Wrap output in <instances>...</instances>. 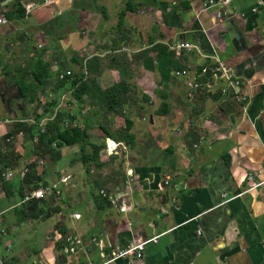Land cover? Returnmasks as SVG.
Listing matches in <instances>:
<instances>
[{
    "label": "crops",
    "instance_id": "obj_1",
    "mask_svg": "<svg viewBox=\"0 0 264 264\" xmlns=\"http://www.w3.org/2000/svg\"><path fill=\"white\" fill-rule=\"evenodd\" d=\"M207 1L0 0V121L30 126L47 115L46 105L62 90L56 87L57 74L77 73L84 64L87 79L76 106L81 122L100 134L95 144L106 138L98 127L114 132L124 119L131 122L133 136L132 146L123 143L125 151L100 156L105 166L112 159L120 162L122 181L112 184L108 178L101 190L117 199L116 208L108 200L102 206L83 184L80 198L58 205L67 209L64 236L56 229L48 235L47 220L19 217L14 225L10 210L17 202L3 203L0 197L9 264H100L101 253L105 257L151 237L156 243L145 246L136 264H264V0H230L203 11ZM12 3L24 9L22 19L5 18ZM219 13L226 15L219 19ZM176 43L200 54L195 49L176 54L169 49ZM161 47L171 56L163 57ZM212 55L241 80L244 108L215 91L189 102L173 69L165 79L159 74L171 61L181 69H199ZM38 61L49 72L41 87L30 76ZM20 80L35 87L34 101L19 98ZM118 83H124V93L111 111L98 89ZM161 96L169 111L158 116ZM9 123L0 122V137L4 142L10 135L18 151L22 135ZM71 148L58 149V157ZM166 173L171 179L160 191ZM255 184L260 186L250 189ZM93 238L101 241V251Z\"/></svg>",
    "mask_w": 264,
    "mask_h": 264
},
{
    "label": "trees",
    "instance_id": "obj_2",
    "mask_svg": "<svg viewBox=\"0 0 264 264\" xmlns=\"http://www.w3.org/2000/svg\"><path fill=\"white\" fill-rule=\"evenodd\" d=\"M25 11L18 3H12L11 8L8 12L4 14L7 20H20L24 17ZM121 14L119 15V18ZM163 57L171 56L168 49L160 48ZM80 68V66H79ZM173 69L178 70L181 69L180 66L175 65L174 62L171 61L170 65L166 68H159V74L162 78H166L165 74H168V71ZM30 76L32 77V82L34 85L41 87L45 82H47L49 78V72L47 65L41 61L36 62L34 67L31 70ZM57 79V76H56ZM81 80V75L73 72V76L71 79L65 78L63 80H56V87L63 89L66 86H75L77 87L72 92V98L76 102L78 106V102L80 99V95L82 90L85 86L84 82ZM79 82V83H78ZM16 85L19 89V98L26 99L30 96V101L35 100L34 89L35 87L25 83L23 80L16 81ZM21 86V87H20ZM124 83H118L113 85L111 88L107 90H99L98 89V96L100 95L101 98H104L107 103V107L113 111L115 106L119 105L120 95L124 93ZM57 98L54 100L53 103L46 105V111L49 115L52 113L53 107L57 104ZM145 98V97H143ZM115 99V100H114ZM163 100L159 108L155 110L154 114L158 116H163L168 113V107L164 103L165 96H161ZM114 100V101H112ZM44 112V115L46 114ZM65 116L64 113L58 112L55 119L51 122H47L43 132H39L38 129L34 125H25L22 123H14L13 124V131L15 133H20L22 135V144L23 149L28 150L31 155L42 159L44 154L48 156H52L54 151H57L63 147H72L76 146L79 151V161L83 167V173L86 175L88 173V166L92 165L95 169H99L101 167L100 161L98 158L100 157V152L103 149L104 143L101 144H94L89 143L90 139V131L93 129L92 126L87 125L85 122H82V127H67L63 128L60 123ZM40 117L34 120L37 122ZM80 121L78 120V116L74 113L72 117V121ZM131 127V122L128 119H124L123 128L118 130H114V132L108 131L104 126L98 127L99 131L102 133L103 138H109L116 142L124 143L126 146L130 147L133 143V136L129 132ZM36 136L37 141L36 143L32 142V139ZM10 135H5L4 139L6 141L3 142V146L0 149V188L2 189L4 196L8 199L14 198L20 201L25 193L33 191L38 187H43L47 185V181H45L40 173L36 172L34 163H27L25 167L27 169L26 173L22 176V178L15 177L10 181L4 180L3 173L5 170L13 171L17 167V163L20 159V154L16 152L14 149L13 144L8 140ZM86 147L89 148V152H86ZM171 153V150H169ZM55 158H58L56 155ZM98 180H93L94 187H100ZM97 202L101 199V204L103 206V202L107 203L105 199L106 197H102L101 195L93 196ZM45 202L44 200L39 201H32L26 203V205L21 206L18 211L14 209L16 215L20 216L19 220L23 218L21 214H25L29 217L30 220L36 219L40 217V220L43 221L47 217V215H39L36 213V206L38 203ZM31 204V205H30ZM26 209V210H25ZM53 213L59 212V207H54ZM58 222V219H57ZM66 233V229L64 225L57 230V234L64 236ZM58 247V246H57ZM82 264V263H79Z\"/></svg>",
    "mask_w": 264,
    "mask_h": 264
},
{
    "label": "built area",
    "instance_id": "obj_3",
    "mask_svg": "<svg viewBox=\"0 0 264 264\" xmlns=\"http://www.w3.org/2000/svg\"><path fill=\"white\" fill-rule=\"evenodd\" d=\"M230 0H208L206 5L203 8V11L210 8L220 7V6H227L229 4ZM225 13H219L217 14V18H221L222 16H225ZM1 22V20H0ZM171 51H174L176 54L184 49V50H191L195 49L194 47L188 45V44H173L172 47L169 48ZM196 50V49H195ZM198 54L199 51L196 50ZM211 63L202 66L199 69L191 70L190 68H184V69H178L174 70L172 72V76L176 80H180L182 83V86L184 88V98L191 102L195 96L201 92L205 94L213 93L214 91L219 94L220 97L223 99H229L232 101L240 102L242 104V107H245L246 100L244 95L241 94V87L242 83L238 76L234 73L231 67L226 65L224 62L218 60L214 55L209 57ZM81 80L85 81L87 78L86 74V67L84 64L80 66V72ZM73 76V71L71 70H65L63 72H60L57 74L58 80H63L65 78L71 79ZM81 81V82H82ZM79 83V82H78ZM77 87L75 86H66L63 88L57 98V104L55 105L53 112L48 117H43L38 122L35 123V121H31L30 125H34L36 129L39 130V132H43L44 127L47 122H51L55 119L57 113L63 109L62 107H65V102L67 101V96L72 95L73 90ZM65 110V109H64ZM65 116L62 119V124L60 125L63 128L67 127H77L72 121V117L74 115L73 112L69 110H65ZM0 122L9 123V122H16L13 119H5ZM37 138L36 136L32 139L33 143H36ZM125 145L123 143H116L115 141L105 138L104 139V146L101 151L103 155L106 157L112 156L114 154H117V151H125ZM17 166L13 171H9V173L4 174V180H7L11 178L12 172H19V178H22V176L26 173L27 169L25 166L18 168ZM171 176L169 173H166L163 175L161 179V183L158 184V190L162 191L163 188L168 187L170 182ZM246 180L248 182H251V177H247ZM70 176L64 175L60 176L56 182L52 184H48L46 186L38 187L37 189L30 191L26 193L23 198L17 202V205L26 204L28 202L32 201H39V200H45L47 197L53 195L58 196L61 193V190L64 186L69 185ZM257 186H260V184L253 185L250 189L256 188ZM99 195L106 197L108 201H110V204L116 208L115 202L117 199H114L113 196H108L103 193V191L99 192ZM124 205L121 203L118 206V211H124ZM5 233L2 229H0V264H9L8 259L6 258V254L10 251V244L2 242V236H4ZM157 241V237H151L149 239L144 240H137L132 243H129L121 248H116L113 252H111L109 255H106L105 257L103 254H100V259L102 260L100 264H136L139 262L144 253V248L148 244H155ZM92 243L95 244V246L101 251V241L96 240L95 238L92 239Z\"/></svg>",
    "mask_w": 264,
    "mask_h": 264
},
{
    "label": "rangeland",
    "instance_id": "obj_4",
    "mask_svg": "<svg viewBox=\"0 0 264 264\" xmlns=\"http://www.w3.org/2000/svg\"><path fill=\"white\" fill-rule=\"evenodd\" d=\"M77 72L79 74L80 68H78ZM76 105L77 104L74 101V99L72 98V96L71 95L67 96V101L65 102V107H62L63 109H61L59 112H62L65 114L66 113L65 110H69V111L75 113L78 116V120H80V118H82V112H81V110H79L77 108ZM53 109H54V107H53ZM52 112H53V110H52ZM131 114H133V113H128L127 115H131ZM140 114L142 116H144L142 113H140ZM50 115L47 114L45 116H40L39 120L42 119L43 117H48ZM125 115L126 114H122V116H125ZM33 121H35V120H33ZM35 123H36V121H35ZM74 123L76 125H78V127H82V125H83L81 120L80 121L75 120ZM61 124H62V121H61ZM97 132H98L97 130L93 131V129H91L90 139L88 140L89 143H94V144L97 143L98 136L100 135L99 133L97 134ZM2 146H3V137L1 136L0 137V149L2 148ZM13 146H14V149L16 150L15 145H13ZM21 146H22V148H21ZM21 146H20V150L16 151L18 154H20V159L17 163V166H19L18 168H21V167L25 166V164L30 163V162L34 163L36 172L40 173L42 175L43 179L45 181H47V185L56 182L60 176L69 175L67 173H69L70 171L71 172L74 171V177L71 176V173L69 175L71 178L69 181L70 184L67 186H64L62 188L60 195H58V196L51 195L44 200L45 202H42L41 204L38 203V205L36 206V213H38L39 215H47L45 220H47L46 232L48 233V235H50L54 229L58 230L61 227V225L63 226V220H64L67 209L65 207L63 209L61 208V210L58 213H53V210H52V209H54V207H60V206H58L59 203H60V205H63V203L66 199H71L72 197H75V196H78L80 198V196L82 194L81 189L83 188V190L85 191L84 185H86V184H89V189H91L90 193H92L93 195H98L101 190L106 189L105 186L107 184H110V183L119 184L123 179V174L119 168L120 162L117 159L110 160L108 165L105 166L106 164H103L104 161H102V159L99 157L98 161L102 162L101 163L102 166L97 170L92 165H89L88 166V173L85 175L83 173V167L79 161L80 154H79L78 148L76 146H74L75 148H71L69 150L66 149L64 156L60 157V158L58 157L56 162H54L52 160L55 159L56 155L59 156L58 150L54 151L52 156H48V155L44 154L45 156H42L43 158L40 159V158H37V157L31 155L30 152H28V150L23 149V145H21ZM86 152H89L88 147H86ZM99 155L102 156L103 154L100 152ZM109 157H111V156H109ZM112 157H113V155H112ZM54 163L57 164V168L54 167L55 166ZM103 168L109 169L110 172H106L105 175H102L101 170ZM68 170H69V172H68ZM9 171L10 170H5L3 174L9 173ZM119 171L121 173H118ZM11 174H12L11 178L7 179L6 181H10L11 179H13L15 177L19 178V172L17 173L14 171ZM104 178H106V181L103 180ZM108 178H110V181L112 179V181L110 183H108L109 182ZM95 179L98 180V182L100 183L99 184L100 187H97V188L94 187L93 180H95ZM72 181H73V183H72ZM74 184L77 186V189L76 188L71 189ZM76 191H78V192H76ZM0 195H3V196H0L3 203L8 202V201L13 202V200L15 202H17V200L14 198H10V199L6 198L4 196V193H3L1 188H0ZM8 204H10V203H8ZM23 205L25 206L26 204L14 206V209H16V211H18V209H20V207ZM10 213H12V216H13L12 220H13L14 225H17V223L19 222L18 218L20 216L16 215V213L13 212V210H10ZM21 215L23 217L27 218V220L29 219V217L26 216L25 214H21ZM38 219H40V217H37L36 220H34V221H38ZM57 219H58V222H57ZM16 231H17L16 226L12 227L11 231H10V241L12 244V249H14V250H15V247L19 246V243H17V241L13 237V234Z\"/></svg>",
    "mask_w": 264,
    "mask_h": 264
},
{
    "label": "water",
    "instance_id": "obj_5",
    "mask_svg": "<svg viewBox=\"0 0 264 264\" xmlns=\"http://www.w3.org/2000/svg\"><path fill=\"white\" fill-rule=\"evenodd\" d=\"M180 44H183V43H180Z\"/></svg>",
    "mask_w": 264,
    "mask_h": 264
}]
</instances>
